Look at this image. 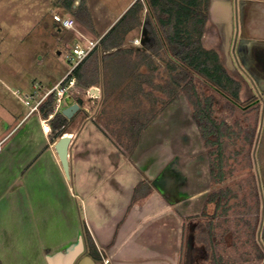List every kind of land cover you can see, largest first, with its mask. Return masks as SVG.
I'll use <instances>...</instances> for the list:
<instances>
[{
	"label": "rangeland",
	"instance_id": "374dc122",
	"mask_svg": "<svg viewBox=\"0 0 264 264\" xmlns=\"http://www.w3.org/2000/svg\"><path fill=\"white\" fill-rule=\"evenodd\" d=\"M131 1L77 0L75 9L86 7L91 19L82 21L75 10H67L60 0H0V133L4 125H14L24 117L26 118L22 124H31L36 115L29 114L35 104L31 98L32 94L35 93L36 98L42 97L65 77L74 63L68 59V56L72 55L74 44L80 39L84 45L87 44L85 39L82 40V35L87 39H100L101 33L106 31L108 25ZM217 1L220 0L211 2L212 22H207L203 42L207 48L213 47L217 45L214 33L219 34L222 62L229 73L241 81L240 98L246 102L264 92V75H257L256 71L244 66L236 50L230 46L232 35L229 26L224 22L216 25V9L220 3ZM146 12L145 7L141 26L126 37L124 48H137L142 45L141 32L147 29ZM55 14L73 18L74 29L59 27L53 20ZM153 61L156 65L154 72L147 66L142 67L148 76L153 77V83L143 82L146 95L142 94L140 101L120 100L114 96L108 99V102L103 101L100 84L88 89L81 87L76 81L65 97L62 109L59 110L62 111L68 106L66 100L69 96L74 102L81 100L83 109L74 114V120L66 133L74 135L73 147L85 148L88 146L85 143L92 142L97 148L106 146L112 150L121 147L129 156L134 149L143 145L146 147L151 143L156 133L162 132V136L169 133L174 138V147H177V143L182 142L180 139L184 137L183 144L189 149V154L185 155L184 171L178 170L177 163H169L168 156L165 163L169 164L163 171L174 172L184 178L186 181L183 183L188 184L186 193L199 192L209 175L204 168L201 169L204 172H199L201 165H204L202 158H206L216 164L215 168L219 166L220 170L217 169L216 172H221L223 178L219 184L228 199L227 208L224 209L227 210L224 214L226 220L221 219L220 225L236 228L235 217L247 213H254V216L258 215L260 219L264 192V99L248 108L235 107L216 90L192 76L182 83L174 97H170L159 88H166L173 75L166 66L167 60L161 54L153 56ZM117 72L119 73V70L114 73ZM117 77L119 80L121 76ZM26 101L30 104L27 105ZM140 112L147 117L143 118L144 126L136 139L128 133L126 124L131 114ZM88 127H94L93 130H87L92 136L85 135L84 139L82 134ZM51 134H54L53 130ZM176 134L180 137L179 140ZM202 135L205 139L201 138ZM169 147L168 145V149ZM179 157L183 158L182 155ZM110 160L113 165L119 164L114 162V156ZM72 177V174L70 178L64 175V182L68 184L67 187L63 185L64 204L72 197V188L76 194H79L81 189ZM165 178L166 176L163 179ZM47 193L49 194V190ZM77 199L82 216V200L75 196L74 200ZM203 201V197H199L198 201H191L190 213L200 211L198 205ZM188 220L187 218L184 228V244L189 233ZM194 234L198 245L200 231L197 229ZM241 236L245 240L244 243L251 242L254 247L259 244L260 240L253 231L250 234L243 232ZM237 237L238 235L234 237L235 243ZM252 247L250 244L245 249L250 250ZM234 249H224L223 256H231ZM254 250L255 248L252 252H255Z\"/></svg>",
	"mask_w": 264,
	"mask_h": 264
},
{
	"label": "crops",
	"instance_id": "0c3cea01",
	"mask_svg": "<svg viewBox=\"0 0 264 264\" xmlns=\"http://www.w3.org/2000/svg\"><path fill=\"white\" fill-rule=\"evenodd\" d=\"M213 1L208 22H212ZM217 2L216 25L229 26L232 49L247 69L264 75V0ZM145 34L146 30L141 32V46ZM214 36L217 45L210 48L222 59L221 38L218 33ZM33 114L31 124H22L24 117L14 125H4L0 133V264H106L108 259L109 264H181L186 220L199 213H190V202L198 201L200 191L186 193L181 176L156 183V172L165 164L170 148L184 150L180 149L185 148L184 137L174 147L169 133L165 137L156 133L151 143L129 156L121 147L97 148L92 142L85 143V148L73 147L72 139L70 175L81 189L76 194L71 186L74 195L64 204L63 185L68 184L55 150L59 138L43 130L39 112ZM90 128L94 127L85 128L84 139L92 136ZM112 156L118 165L112 164ZM75 196L82 200V216ZM85 227L100 259L89 251Z\"/></svg>",
	"mask_w": 264,
	"mask_h": 264
},
{
	"label": "trees",
	"instance_id": "16d2710c",
	"mask_svg": "<svg viewBox=\"0 0 264 264\" xmlns=\"http://www.w3.org/2000/svg\"><path fill=\"white\" fill-rule=\"evenodd\" d=\"M76 1L60 0L67 10H75L80 20H91L86 7L77 6L75 9ZM209 3L210 0H136L100 38L96 47L68 75L62 85L65 86L74 77L84 88L89 89L100 84L103 101L108 102L112 96L120 100L140 101L139 97L146 95L143 82L153 83V77L148 76L142 67L147 66L154 72L156 65L153 56L163 54L167 60L166 66L173 75L166 88H159L170 97L176 95L177 89L186 79L196 76L240 105L247 106L257 97L242 101L241 81L229 73L217 50L204 45ZM145 7L147 29L142 39L145 45L124 48L126 37L141 26ZM118 70L119 73H114ZM117 75L121 76L119 80ZM77 102L80 109H83L81 100L77 99ZM55 107L56 91H53L40 105L39 113L44 119L53 115L49 122L55 138L58 139L68 132L74 118H67L62 111L55 112ZM146 117L141 112L133 113L127 120V131L136 139L139 138L144 126L143 118ZM85 235L90 253L100 259L86 227Z\"/></svg>",
	"mask_w": 264,
	"mask_h": 264
},
{
	"label": "flooded vegetation",
	"instance_id": "af4514ba",
	"mask_svg": "<svg viewBox=\"0 0 264 264\" xmlns=\"http://www.w3.org/2000/svg\"><path fill=\"white\" fill-rule=\"evenodd\" d=\"M196 78L201 80L199 77ZM203 83L205 85H208L205 82ZM208 87L216 90L225 99H227L231 103V105L235 107L238 106L241 108H248L251 105L258 104L259 101L262 100V98L264 99V92H262L261 96L257 95L256 100L252 101L247 106H243L237 103L234 99L230 98L229 96L221 93L211 85H208ZM203 135L201 136V138L205 139ZM170 149L172 150L166 152L167 156L169 155L168 156L169 163L170 162H173L172 164L177 163V165H179L178 170H180V172L184 171L185 168L183 166H184V161L186 160L185 155L187 148L186 147L180 148L184 150L183 151L181 150L179 152L176 150L178 148L172 147ZM181 155L183 157L182 159L179 157ZM202 160L204 165H201L202 168H200L199 172L201 173L204 172L201 170L204 168L206 172L208 171L209 174L206 177V182H203L202 188L200 190V197H203L204 201L201 204L199 213L197 215L190 216L191 218L190 217L188 218L189 220L187 227L189 233L186 237V243L184 246L183 258L181 264H264V238H263L264 192L262 196V206H261L262 216L260 219H258L259 218L258 215L254 216V213L253 214L247 213L246 215L242 214L241 216L237 215L235 217L236 228L223 227V225H220L221 224L220 222L221 219L223 221L226 220V217L224 218V214H226L227 210L224 211V209H226L228 205L227 204L228 199L224 194V191L222 190V186L219 184L223 178L221 176V172H216L218 171L217 169H219V166L218 168H215L216 164H212L210 160H206V158L204 159L202 158ZM169 163L163 164L160 167V169L157 170L156 173L158 174L156 177L157 179L156 183H162L164 181L163 178L165 176H166L165 181H167L168 178H172L170 180H173V177L175 179L180 177V176L177 177L178 175L174 172L171 173V172L163 171L165 166ZM181 179L185 180L184 178ZM187 185L188 184L186 182L183 183L184 189L186 188ZM169 188L171 187L169 186ZM172 188L174 189L173 186ZM173 189L170 190L174 191ZM197 229L200 231V234L198 236L199 237L198 245H196L197 240L194 234L195 230ZM252 231L253 234L256 233L257 238L260 240L257 247L256 246L254 247V244H252L251 242L244 243L245 240L242 239L241 236L243 232H248L250 234ZM237 235L238 237L235 243L234 237H236ZM250 244L253 247L250 248V250L248 249L246 250L245 247L247 246L248 248ZM223 248L224 249L235 248L234 254H232L231 256H227L226 258L222 254L224 252ZM254 248H255L254 250L255 252H252ZM229 260L231 262H228Z\"/></svg>",
	"mask_w": 264,
	"mask_h": 264
},
{
	"label": "built area",
	"instance_id": "2783aa9c",
	"mask_svg": "<svg viewBox=\"0 0 264 264\" xmlns=\"http://www.w3.org/2000/svg\"><path fill=\"white\" fill-rule=\"evenodd\" d=\"M54 22L59 25V27L66 28V29H74L75 27V20L71 17H62L59 14H55L53 16ZM86 41V45L83 44V42L78 40L72 49V55L68 56V59L70 61H74L71 69L68 71V73L61 79L59 83H57L51 90L46 92L42 97L36 98V94H32L31 98L34 99L35 104L32 106L30 113L33 114L35 112H39V107L43 103V101L46 99V97L53 91H56V107L55 112H60L59 110L62 109V103L65 99V97L68 95V92L70 88L74 87L76 84V79L74 77L70 78L68 83L63 86V82L66 80L69 74L73 72V70L90 54V52L96 47V45L99 43L100 39H87L82 35V40ZM37 88L36 86L34 87ZM26 104L29 105L30 102L26 101ZM53 117V115H50L48 119H44L43 122V130L47 133H50L52 131L51 124L49 123V120ZM106 264H109V260L105 261Z\"/></svg>",
	"mask_w": 264,
	"mask_h": 264
},
{
	"label": "water",
	"instance_id": "95a60500",
	"mask_svg": "<svg viewBox=\"0 0 264 264\" xmlns=\"http://www.w3.org/2000/svg\"><path fill=\"white\" fill-rule=\"evenodd\" d=\"M242 62L244 66H246L244 59H242ZM66 101H67L68 106L62 110V113L67 118L70 119L80 109V105L77 102H74V99L70 96L67 98ZM72 139H73L72 135L64 134L55 143V150L58 154L59 160L61 162L62 168L67 178H70L69 155H70V145L72 143Z\"/></svg>",
	"mask_w": 264,
	"mask_h": 264
}]
</instances>
